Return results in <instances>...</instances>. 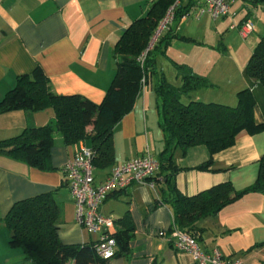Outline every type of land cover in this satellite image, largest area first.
Segmentation results:
<instances>
[{
    "label": "crops",
    "instance_id": "crops-1",
    "mask_svg": "<svg viewBox=\"0 0 264 264\" xmlns=\"http://www.w3.org/2000/svg\"><path fill=\"white\" fill-rule=\"evenodd\" d=\"M152 1L0 0V99L18 76L39 66L55 94L80 95L99 104L115 72L112 49L116 41L128 25L146 14ZM231 12L233 16L218 20L203 15L213 22L211 29H204L192 12L181 18L186 11L182 12L161 34L166 40L155 57L156 75L180 86L177 67L183 65L209 81L184 100L234 106L236 93L247 88L254 99L253 120L264 124V86L246 73L253 48L264 35V2L233 0ZM255 13H259L258 20ZM245 19H250L255 29L242 39L230 25ZM234 34L244 45L236 44ZM155 78L152 76L151 82ZM156 103L152 87L142 85L131 110L112 129V163L93 167L95 185L120 163L146 153L157 159L162 153L164 140ZM54 116L51 107L2 112L0 141L25 128L43 126ZM82 145H86L82 140L66 144L62 135L55 133L50 169L44 171L0 152V264H24L21 249L9 246L10 232L3 222L6 213L15 202L46 192L53 193L59 207L56 227L62 244L97 241V233H88L75 222V206L64 185L63 165ZM179 152L176 161L187 169L178 171L173 181L181 195L190 197L225 182L241 191L256 179L258 160L264 154V130L239 132L232 146L212 155L211 170L196 169L209 159L205 146L190 147L183 157ZM163 187V182L152 186L132 183L101 202V213L114 218L112 232L121 227L124 217L132 224L129 254L114 256L105 264H192L188 254L175 251L166 240L175 222L172 205L163 198ZM190 228L203 251L217 248L228 259L264 264V192L246 193L215 214L196 219Z\"/></svg>",
    "mask_w": 264,
    "mask_h": 264
},
{
    "label": "trees",
    "instance_id": "trees-1",
    "mask_svg": "<svg viewBox=\"0 0 264 264\" xmlns=\"http://www.w3.org/2000/svg\"><path fill=\"white\" fill-rule=\"evenodd\" d=\"M174 1L153 0L146 14L134 20L120 35L112 49L115 72L99 104L80 95L55 94L39 66L30 73L18 76L15 85L0 99V113L51 107L55 116L43 126L25 128L16 136L0 141V152L38 170H48L53 138L55 133H60L64 143L70 145L82 140L93 150V167L108 166L113 161L114 125L131 110L141 86H151L157 99L158 125L164 149L157 158L159 169L149 181L164 183L163 198L172 205L175 227L194 235L190 226L196 219L215 214L246 193L264 192V154L258 160L257 176L251 186L235 191L225 182L186 197L177 191L173 181L178 171L187 169L177 163V150L183 157L190 147L205 146L209 159L196 169L211 170L214 153L232 146L239 132L255 134L264 130V124H256L253 120L254 99L247 88L236 93L234 106L184 100L189 92L210 83L183 65L177 67L182 81L180 86L172 85L162 74L157 76L155 57L161 52L160 44L166 40L162 35L140 60L159 21ZM184 11L185 7H179L174 20ZM246 73L264 86V35L253 48ZM152 76H156L154 82H151ZM58 214L59 207L52 192L19 200L10 207L3 222L10 232L9 246L21 249L23 263L105 264L108 259L99 257L95 242L65 245L59 241L56 227ZM121 222V227L111 234L117 246L114 256L129 254L132 224L126 217Z\"/></svg>",
    "mask_w": 264,
    "mask_h": 264
},
{
    "label": "built area",
    "instance_id": "built-area-1",
    "mask_svg": "<svg viewBox=\"0 0 264 264\" xmlns=\"http://www.w3.org/2000/svg\"><path fill=\"white\" fill-rule=\"evenodd\" d=\"M232 2L233 0H175L159 21L148 46L141 53L140 60H143L145 53L153 46L162 32L173 23L175 11L179 7L186 9V13L181 18H186L192 12L196 19L207 15L211 20H218L233 16ZM230 27L236 28L242 39L247 38L255 29L254 23L250 19H245L238 25L231 24ZM93 155L92 149L82 145L64 163L63 173L75 206V222L84 231L98 234V239L95 242L96 252L99 257L110 259L114 257L117 250L115 240L111 237L115 221L112 216L101 213V202L110 193L124 189L132 183L152 186L153 182H150L149 179L157 173L159 162L146 153L114 166L106 178L95 185ZM165 237L175 251L188 254L192 264H243L241 259L223 257L217 248L203 251L199 247L196 237L188 230L173 227L169 235H165Z\"/></svg>",
    "mask_w": 264,
    "mask_h": 264
},
{
    "label": "rangeland",
    "instance_id": "rangeland-1",
    "mask_svg": "<svg viewBox=\"0 0 264 264\" xmlns=\"http://www.w3.org/2000/svg\"><path fill=\"white\" fill-rule=\"evenodd\" d=\"M258 16H259V13H255L253 15V17L255 18V20H258ZM201 26H203L204 29H211L212 26H213V22L211 20H209L208 18L206 17H200V19L197 21ZM193 26H194V22H193ZM194 28V27H193ZM205 40L207 42H209L208 40V36H207V39L205 38ZM234 41L236 42L237 45L239 46H242L244 45V43L242 42V40L240 38L237 37V35L234 34Z\"/></svg>",
    "mask_w": 264,
    "mask_h": 264
}]
</instances>
